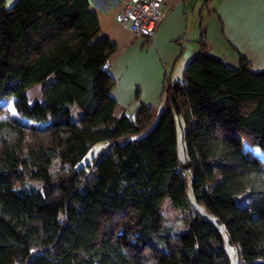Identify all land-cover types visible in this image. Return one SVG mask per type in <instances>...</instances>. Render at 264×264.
<instances>
[{"label": "trees", "instance_id": "trees-1", "mask_svg": "<svg viewBox=\"0 0 264 264\" xmlns=\"http://www.w3.org/2000/svg\"><path fill=\"white\" fill-rule=\"evenodd\" d=\"M98 25L88 0H0V99L11 95L18 115L0 100V264H230L220 227L239 264H264V160L253 152L264 154V69L202 44L180 80L164 79L160 109L116 116L115 43ZM188 172L215 222L195 210L174 231L160 206H191Z\"/></svg>", "mask_w": 264, "mask_h": 264}, {"label": "crops", "instance_id": "crops-1", "mask_svg": "<svg viewBox=\"0 0 264 264\" xmlns=\"http://www.w3.org/2000/svg\"><path fill=\"white\" fill-rule=\"evenodd\" d=\"M88 1L97 34L115 43L106 67L116 116L132 115L140 102L160 109L164 79L180 80L202 44L230 66L244 56L253 69H264V0H164L165 16L151 39L115 19L129 0Z\"/></svg>", "mask_w": 264, "mask_h": 264}, {"label": "rangeland", "instance_id": "rangeland-1", "mask_svg": "<svg viewBox=\"0 0 264 264\" xmlns=\"http://www.w3.org/2000/svg\"><path fill=\"white\" fill-rule=\"evenodd\" d=\"M12 3L13 2H10L9 4H5V6L10 7ZM41 87H42V84H35L26 89V94L30 102L40 97ZM12 99L13 97L9 95V96H5L1 98L0 100L4 102V105L8 113L14 114L16 117H18V115H16L15 110L12 106ZM77 114H78V110L77 108L74 107V109L72 110V117L75 119ZM175 126H176V151H177L178 158L181 161H183L185 157V151H184L185 142L183 138L184 122L182 121V119H180L177 116L175 117ZM104 145H105L104 142H98L92 145L90 149L88 150V152L86 153V155L84 156V158L82 159L81 163L85 164L86 162L91 161L92 157L95 156L97 153H99L103 149ZM253 152L259 155L262 158V160H264V154H262L259 149H253ZM218 178H219L218 173H214L212 178L208 181L209 188L213 186V184L217 181ZM186 182H187L186 194L190 201L191 206H189L183 213L180 211H174L173 209H171L168 206L166 200L160 206V211L165 216L166 223L174 231H182L186 227L189 219L195 213V210L203 217L208 218L211 221L215 222V217L209 213L206 206L203 203H197L194 201L193 193H192V183H191L192 177H191L190 172L187 173ZM246 197H247V194H243L239 196V199H238L239 202L242 203ZM220 231L223 236L224 248L228 255L230 264H239V253H238L237 244H235L234 242H231L228 239L227 233L225 232L223 227H220Z\"/></svg>", "mask_w": 264, "mask_h": 264}, {"label": "built area", "instance_id": "built-area-1", "mask_svg": "<svg viewBox=\"0 0 264 264\" xmlns=\"http://www.w3.org/2000/svg\"><path fill=\"white\" fill-rule=\"evenodd\" d=\"M163 2L164 0H129L116 13L115 19L128 24L134 34L151 39L165 16Z\"/></svg>", "mask_w": 264, "mask_h": 264}]
</instances>
